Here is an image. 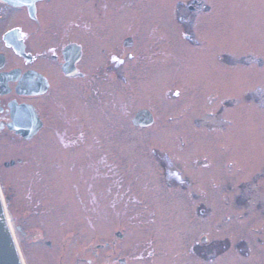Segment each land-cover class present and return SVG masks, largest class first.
<instances>
[{"label": "rangeland", "instance_id": "1", "mask_svg": "<svg viewBox=\"0 0 264 264\" xmlns=\"http://www.w3.org/2000/svg\"><path fill=\"white\" fill-rule=\"evenodd\" d=\"M198 1L118 0L135 21L125 35L133 49L152 50L149 63L135 59L132 83L104 80L118 128L103 120L99 164L115 182L98 184L119 208L99 230L78 200L89 189L77 172L44 181L59 173L56 161L37 159L31 140L0 135V189L25 264H105L107 254L112 264H164L196 253L198 264H264V0ZM126 100L134 113L151 108L156 125L134 128ZM117 232L122 241L98 257Z\"/></svg>", "mask_w": 264, "mask_h": 264}, {"label": "flooded vegetation", "instance_id": "2", "mask_svg": "<svg viewBox=\"0 0 264 264\" xmlns=\"http://www.w3.org/2000/svg\"><path fill=\"white\" fill-rule=\"evenodd\" d=\"M156 1L160 5L165 0ZM193 3L200 4L198 0ZM118 5V0H14V4L0 0V135H12L13 141L20 143L31 140L37 159L48 164L52 158L56 161L54 165L59 173L42 174L44 181H63L77 172L75 179L89 189L87 199L78 194V200L85 212L94 215L88 222L97 230L104 213L112 214L119 208L116 194L106 195L104 203L98 184L115 182V175L103 173L106 169L103 160L99 164L103 120L115 124L105 127L109 132L118 128L113 122L118 107L117 104L113 107L116 101L106 91L109 87L104 80L114 82L121 78L132 83L135 59L149 63L146 56L150 58L152 50L133 49V37L125 35L128 30L135 32V21L119 14ZM195 5H189V10L195 9ZM160 11L151 16L148 13L145 21L159 18ZM104 36L109 38V49L103 48ZM118 39H122V45ZM131 104L126 100L120 108L124 111L127 107L124 119L132 116L134 128L145 130L156 125L151 108L134 113ZM23 105L30 106L33 112L34 129L29 140L10 127L14 110ZM143 109L153 113L152 126L134 125L136 113ZM81 192L85 190L81 188ZM120 208L124 213L130 212V207ZM123 237V233L117 232L115 239L98 244L96 255L100 257L103 250L117 246ZM195 246L192 251H196ZM212 255L203 254L201 259L207 261ZM195 256L198 253L174 254L164 264H198ZM111 260L112 254H107L105 264H112ZM118 261L128 263L127 258Z\"/></svg>", "mask_w": 264, "mask_h": 264}, {"label": "water", "instance_id": "3", "mask_svg": "<svg viewBox=\"0 0 264 264\" xmlns=\"http://www.w3.org/2000/svg\"><path fill=\"white\" fill-rule=\"evenodd\" d=\"M7 1V0H6ZM14 4V0H8ZM14 122L10 125L12 130L25 140L33 136V112L31 107L23 105L13 112ZM155 122L151 110L143 109L136 113L133 123L137 127H149ZM14 166L15 161L6 163L5 166ZM48 245H51L48 242ZM0 264H25L21 250L19 248L14 228L10 221L7 206L0 189Z\"/></svg>", "mask_w": 264, "mask_h": 264}]
</instances>
